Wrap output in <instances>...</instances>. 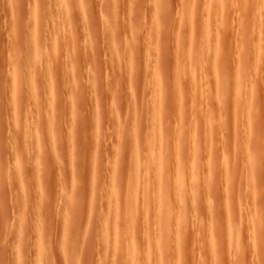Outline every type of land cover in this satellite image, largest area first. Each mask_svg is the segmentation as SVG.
Segmentation results:
<instances>
[{
  "label": "rangeland",
  "instance_id": "rangeland-1",
  "mask_svg": "<svg viewBox=\"0 0 264 264\" xmlns=\"http://www.w3.org/2000/svg\"><path fill=\"white\" fill-rule=\"evenodd\" d=\"M60 1L0 0V264H264V0Z\"/></svg>",
  "mask_w": 264,
  "mask_h": 264
},
{
  "label": "bare ground",
  "instance_id": "bare-ground-1",
  "mask_svg": "<svg viewBox=\"0 0 264 264\" xmlns=\"http://www.w3.org/2000/svg\"><path fill=\"white\" fill-rule=\"evenodd\" d=\"M210 1H211V0H210ZM214 1H215V0H213V2H212L213 4H214V3H217L216 5L219 4L218 2H216L217 0H216L215 2H214ZM218 1L220 2V0H218ZM224 1H225V0H224ZM60 2H61V7H62L65 1L62 0V1H60ZM221 3H222V2H221ZM58 4H59V3H58ZM79 4H80L79 6L82 5L81 3H79ZM110 4H111V3H110ZM213 4H212V5H213ZM221 5H223V3H222ZM221 5H219V6H221ZM224 5H225V4H224ZM242 5H243V4H242ZM82 6H83V5H82ZM82 6H81V7H82ZM207 6H208V5H207ZM214 6H215V4H214L213 7H211V8H215ZM219 6H218V8H219ZM64 7H65V5L63 6V8H64ZM81 7H80V9L83 10V8H81ZM63 8H62V10H63ZM218 8H217V9H218ZM78 9H79V8H78ZM208 9H210V7H209ZM217 9H216V10H217ZM223 9H224V8H223ZM64 10H66V9H64ZM220 10H221V9H220ZM220 10H218V13L222 11V10H221V11H220ZM208 11H210V10H208ZM208 11H207V15H209V14H208ZM214 11H215V10L213 9V12H214ZM80 12H81V11H80ZM215 12H216V11H215ZM210 13H212V12H210ZM210 15H211V14H210ZM213 15H214V13H213ZM220 15H221V13H220ZM220 15H219V16H220ZM222 15H223V14H222ZM200 16H201V15H200ZM215 16H216V15H215ZM204 17L207 18V17H206V13H205V16H204ZM209 17H210V16H209ZM209 17H208V18H209ZM212 17H213V16H212ZM207 20H208V19H207ZM49 51H50V50H49ZM55 51H56V50H55ZM258 52H260V51H258ZM256 53H257V52H256ZM49 54H50V53H49ZM258 54H259V53H258ZM46 55H47V54H46ZM195 55H196V54H195ZM260 56H261V55H260ZM49 57H50V56H49ZM46 58H47V57H46ZM45 60H48V59H45ZM45 60H44V61H45ZM51 60H52V59H51ZM44 61L42 60V62H44ZM48 61H49V60H48ZM48 61H47V62H48ZM42 62H41V63H42ZM45 62H46V61H45ZM47 62H46V63H47ZM197 62H198V61H197ZM41 63H40V64H41ZM258 63H259V62H258ZM43 64H44V63H43ZM207 64H208V63H207ZM45 66H46V65H44V67H45ZM42 67H43V66H42ZM258 67H259V66H258ZM42 69H43V68H42ZM43 71H44V70H43ZM248 71L251 72V70H247L246 74L243 75V81H242V82H243L244 84H247V83L250 82V76H251V74H250V76H249L248 73H250V72H248ZM243 74H244V73H243ZM198 75H199V74H198ZM196 77H197V76H196ZM200 77H201V76H200ZM239 78H241V77H239ZM239 78H238V79H239ZM251 80H252V79H251ZM238 81H239V80H238ZM202 83H203V82H202ZM221 83H222V82H221ZM221 83H220V85H221ZM195 84H196V83H195ZM217 84H218V83H217ZM237 84H238V83H237ZM239 84H240V83H239ZM244 84H242V85H244ZM200 86H201V85H200ZM237 86H238V85H237ZM244 86H245V85H244ZM219 87H220V89L223 88V87H221V86H219ZM240 87H241V84H240ZM246 87H247V86H246ZM246 87H245V88H246ZM248 87H249V86H248ZM252 87H253V86H252ZM252 87H251V92L253 93V91H252ZM194 89L196 90V88H193V91H194ZM216 89H217V87H216ZM218 89H219V88H218ZM237 90H238V89H237ZM179 91H180V89H179ZM254 91H255V90H254ZM237 92H238V91H237ZM249 92H250V91H249ZM238 93H239V92H238ZM240 93H241V92H240ZM240 93H239V95H240ZM252 93H251V94H252ZM254 93H255V92H254ZM222 94H223V93H222ZM245 94L247 95V92H246ZM240 96H242V95H240ZM177 98H179V96H178ZM215 98H216V97H215ZM248 98H249V97H248ZM216 99H217V98H216ZM219 99H220V97H219ZM249 99H250V98H249ZM178 100H179V99H178ZM246 100H247V99H246ZM176 101H177V99H176ZM218 101H219V100H218ZM220 101H221V100H220ZM179 102H180V101H179ZM179 102H177V103H179ZM248 102H249V101H247V103H248ZM215 103H216V102H215ZM173 104H174V103H173ZM175 104H176V103H175ZM218 104H219V103H218ZM247 105H249V104H247ZM217 106H218V105H217ZM246 107H248V106H246ZM208 116H209V115H208ZM210 117H211V116H210ZM207 119H208V118H207ZM207 119H206V120H207ZM209 119H210V118H209ZM210 122H211V121H210ZM248 135H249V134H248ZM153 140H154V139H153ZM147 143H148V142H147ZM159 143H160V142H159ZM146 146H147V148L145 149V152H146L145 154L150 155V154L152 153V151H153V150L151 149V148H152V145H150V143H149V146H148L147 144H146ZM150 146H151V147H150ZM155 147H156V146H155ZM155 147H154V148H155ZM155 149H156V148H155ZM155 149H154V151H155ZM153 153H154V152H153ZM37 156H38V155H37ZM151 156H152V155H151ZM154 156H155V155H154ZM148 157H149V156H148ZM135 158H136V157H135ZM147 159H148V158H147ZM151 159H152V157H151ZM149 161H150V158L148 159V161L145 160V162H144V163H145V166H144V167L147 168V170H150L151 168L154 167V163L151 164V162H149ZM246 161H247V160H246ZM142 162H143V159H142ZM152 162H153V161H152ZM134 163H135V160H134ZM246 163H247V162H246ZM157 164H158V163H157ZM152 165H153V167H152ZM247 165H248V164H247ZM134 166H135V165H134ZM158 167H160V166H158ZM247 167H249V165H248V166H245L244 168L247 169ZM148 168H150V169H148ZM156 168H157V165H156ZM156 168H155V169H156ZM161 168H162V167H161ZM153 169H154V168H153ZM143 170H144V169H143ZM151 170H152V169H151ZM161 170H162V169H161ZM151 172H152V171H151ZM153 172H154V170H153ZM159 172H160V171H159ZM144 173H145V172H144ZM191 174H192V173H191ZM150 175H151V174H150ZM162 177H163V176H162ZM132 178H133V177H132ZM156 178H158V177H156ZM190 178H191V179H189V180H191V182H189V183H190L191 186L193 187V186L195 185V183L197 182V179H196L195 175L193 176V174L191 175ZM159 179H160V178H159ZM159 179H158V180H159ZM156 180H157V179H156ZM171 181H172V180H171ZM155 182H156V181H155ZM159 183H160V182H159ZM131 184H132V183H131ZM141 184H142V183H141ZM157 184H158V182H157ZM157 184H156V185H157ZM128 185H129V184H128ZM174 185H175L174 193L176 192L175 195H176V194L179 195V196L177 197V198L179 199V200L177 201V204H180L179 201H181L182 203H183V201H185V197H184V195H186V197H187L188 199H189V198H192L191 200L193 201V203H195V199H196V198L194 199V197H195L194 195H191V197H188L187 190H188L189 188L187 187V181H186V178H185V175H184V174H182L181 172H180V173L177 172L176 179H175V181H174ZM132 186H133V185H132ZM154 187H155V186H154ZM158 187H160V186H158ZM146 189H147V188H146ZM128 190H129V189H128ZM154 190H155V189H154ZM158 192H160L159 189H158V191H156V194H157ZM131 193H132V191H131ZM132 194H133V193H132ZM153 194H154V193H153ZM162 194H163V193H162ZM160 195H161V194H160ZM160 195H159V199H158V200L161 199V198H160ZM167 195H168V194H167ZM19 196H20V195H19ZM156 196H157V195H156ZM192 196H194V197H192ZM128 197H129V196H128ZM130 197H131V196H130ZM130 197H129V198H130ZM168 197H169V195H168ZM131 198H133V197H131ZM165 198H166V197H165ZM187 198H186V199H187ZM154 199H155V198H154ZM156 199H157V198H156ZM163 199H164V198H163ZM166 199H167V198H166ZM169 199H170V197H169ZM169 199H167V200H169ZM167 200H164V203H162L163 206H164V209H163V210H164V215H165V221H164L165 225H164V228L168 226V229H167L168 231H167L166 229H163V230L166 231V233H165V234H166V236H165L166 238L163 239V240H164V244H165V245H167V246H172L171 244H172V242H173V244H174V240H173V238H175V237H174L175 235H173L174 233L172 232V230H174V229L171 230L172 227H171V228H169V227H170V225L172 224V223H171V219L173 218V212H174L173 210H175V209H174L175 207H173V206H174L173 204H175L176 199H175V200L173 199V202L175 201L174 203H173L172 201H170L171 199H170L169 201H167ZM191 200L189 201V203L191 202ZM25 201H26V200H25ZM130 202H131V201H130ZM145 202H146V201H145ZM154 202H155V201H154ZM161 202H162V199L159 201V204H161ZM185 202H186V204H187L186 206H188V205H189V207L192 206V204L190 205V204L188 203L187 200H186ZM185 202H184V203H185ZM182 203H181V204H182ZM128 204H131V203H128ZM181 204H180V205H181ZM132 205H133V204H132ZM134 205H135V204H134ZM156 205H157V203H156ZM156 205H154V206H156ZM146 206H147V205H146ZM181 206H182V205H181ZM181 206H180V207H181ZM134 207H135V206H134ZM152 207H153V206H152ZM159 207H160V206H159ZM161 207H162V206H161ZM183 207H185V205H184ZM162 208H163V207H162ZM190 208H192V207H190ZM190 208H189V209H190ZM128 209H129V208H128ZM133 209H134V208H133ZM186 209H188V208L186 207ZM186 209H185V210H186ZM189 209H188V210H189ZM157 210H159V208H158ZM188 210H187V211H188ZM146 211H147V210H146ZM154 211H155V210H154ZM181 211H182V209H181ZM190 211H191V210H190ZM129 212H130V211H129ZM129 212H128V214H129ZM133 212H134V211H133ZM133 212H132V214H133ZM160 212H161V211H160ZM239 212H240V211H239ZM158 213H159V212H158ZM179 213H180L179 216L176 217V219H175L177 224H178L179 222H182L183 219L185 218L184 214H182L181 212H179ZM190 213H191V212H190ZM154 214H155V213H154ZM160 214H162V213H160ZM160 214H159V216H160ZM240 214H242V213H240ZM130 215H131V214H130ZM130 215H129L128 217H130ZM162 215H163V214H162ZM174 215H175V214H174ZM126 216H127V215H126ZM159 216H157V217H159ZM175 216H176V215H175ZM175 216H174V217H175ZM240 216H241V215H240ZM160 220H161V219H160ZM163 220H164V219H163ZM172 221H173V219H172ZM127 222H129V221H127ZM159 222H160V221H159ZM162 222H163V221H162ZM129 223H131V222H129ZM164 223H162V224H164ZM173 223H174V222H173ZM169 224H170V225H169ZM127 226H129V225H127ZM130 226H131V225H130ZM162 227H163V226H162ZM145 230H146V228H145ZM230 230H232V229H230ZM156 231H157V228H156ZM231 232H232V231H231ZM144 233H145V231H144ZM233 233H234V232H233ZM126 234H127V233H126ZM230 235H231V234H230ZM234 235H235V238H237V237L239 238V236L236 237V233H234ZM156 236H157V235H156ZM156 236H155V237H156ZM159 236H160V235H159ZM160 237H161V236H160ZM230 237H231V239H232V236H230ZM233 238H234V237H233ZM238 238H237V239H238ZM126 239H127V237H126ZM151 239H152V238H151ZM159 239H160V238H159ZM176 239H177V238H176ZM210 239H211V238H210ZM229 240H230V239H229ZM235 240H236V239H235ZM127 241H128V240H127ZM127 241H126V242H127ZM161 241H162V240H161ZM210 241H211L210 243H211V250H212V247L215 246V245H214V240L211 239ZM232 241H234V240L232 239ZM175 242H176V240H175ZM230 242H231V241H230ZM127 243H128V242H127ZM233 243H234V242H233ZM233 243H231V244H233ZM237 243H238V242H237ZM229 244H230V243H229ZM127 245H128V244H127ZM129 245H130V244H129ZM129 245H128V247H129ZM131 245H132V244H131ZM155 245H156V244H155ZM236 245H237V244H236ZM130 247H132V246H130ZM163 247H164V245H163ZM172 247H174V246H172ZM172 247H171V249H172ZM156 248H157V247H156ZM159 248H160V246H159ZM165 248H166V247H165ZM167 248H168V247H167ZM215 248H216V247H215ZM127 249L129 250V248H127ZM132 249H133V251H134V248H130V250H132ZM153 249H154V248H153ZM157 249H158V248H157ZM154 250H155V249H154ZM154 250H153V251H154ZM162 250H163V249H162ZM167 251H168V250H167ZM213 251H215V249H213ZM126 252H128V251H126ZM130 252H132V251H130ZM162 252H163V251H162ZM128 253H129V252H128ZM133 253H135V251L132 252V254L129 253L127 256H128L129 258H131V257H132L131 255H134ZM176 253H177V252H176ZM176 253H175V254H176ZM211 253H213L212 255H213V257H214V256H215V254H214L215 252H211ZM153 254H154V252H153ZM135 256H136V255H135ZM176 256L178 257V254L175 255V258H176ZM151 258H153V256L150 257V258H148V259H151ZM132 259H134V258H132ZM155 259L157 260V262H159V264H166V262H164L165 259H163L162 254L159 253V252H156V254L154 255L153 260H155ZM177 259H178V258H177ZM130 260H131V259H130ZM140 260H142V259H140ZM144 260L147 261L146 258H145ZM156 260H155V262H156ZM215 260H216V259H215ZM135 261H136V260L133 261V264H134ZM137 261H138V262H136V264H139V259H137ZM178 261H179V260H178ZM142 262H143V260H142ZM142 262H141V264H142ZM155 262H154V263H155ZM172 262H173V261H172ZM172 262H171V263H172ZM175 262H177V261L175 260ZM129 263H130V261H129ZM131 263H132V260H131ZM131 263H130V264H131ZM143 263H144V262H143ZM168 264H170V263H168ZM178 264H179V263H178Z\"/></svg>",
  "mask_w": 264,
  "mask_h": 264
}]
</instances>
